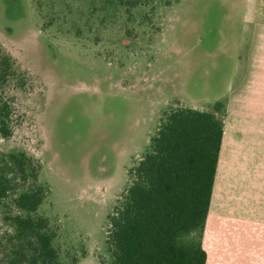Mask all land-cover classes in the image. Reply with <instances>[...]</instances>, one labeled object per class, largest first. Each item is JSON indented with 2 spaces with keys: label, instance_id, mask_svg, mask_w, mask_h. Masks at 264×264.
Masks as SVG:
<instances>
[{
  "label": "rangeland",
  "instance_id": "rangeland-1",
  "mask_svg": "<svg viewBox=\"0 0 264 264\" xmlns=\"http://www.w3.org/2000/svg\"><path fill=\"white\" fill-rule=\"evenodd\" d=\"M128 1L0 0V45L23 73L0 152L42 162L49 194L38 211L62 264H112L110 215L166 111L264 130V100L256 110L239 99L245 71L264 67V0ZM4 216L0 205V232ZM204 229L179 243L202 245Z\"/></svg>",
  "mask_w": 264,
  "mask_h": 264
},
{
  "label": "trees",
  "instance_id": "trees-1",
  "mask_svg": "<svg viewBox=\"0 0 264 264\" xmlns=\"http://www.w3.org/2000/svg\"><path fill=\"white\" fill-rule=\"evenodd\" d=\"M21 74L0 45V135L5 138L13 134L10 90ZM224 132L216 111L177 106L165 112L110 215L112 264L206 263L202 245H182L179 239L206 225ZM41 171L42 162L24 151L0 152V205L9 225L0 232V264H62L54 246L57 230L38 211L49 194Z\"/></svg>",
  "mask_w": 264,
  "mask_h": 264
},
{
  "label": "crops",
  "instance_id": "crops-1",
  "mask_svg": "<svg viewBox=\"0 0 264 264\" xmlns=\"http://www.w3.org/2000/svg\"><path fill=\"white\" fill-rule=\"evenodd\" d=\"M263 90L264 67L246 70L241 80L240 105L245 108L251 103L258 110L263 105L259 103L264 100ZM224 129L210 210L202 232L205 264H264V130Z\"/></svg>",
  "mask_w": 264,
  "mask_h": 264
}]
</instances>
